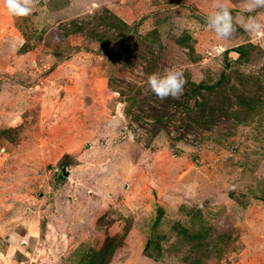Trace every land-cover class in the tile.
<instances>
[{
	"label": "rangeland",
	"instance_id": "1",
	"mask_svg": "<svg viewBox=\"0 0 264 264\" xmlns=\"http://www.w3.org/2000/svg\"><path fill=\"white\" fill-rule=\"evenodd\" d=\"M214 2L0 0V264H264V34Z\"/></svg>",
	"mask_w": 264,
	"mask_h": 264
},
{
	"label": "clouds",
	"instance_id": "2",
	"mask_svg": "<svg viewBox=\"0 0 264 264\" xmlns=\"http://www.w3.org/2000/svg\"><path fill=\"white\" fill-rule=\"evenodd\" d=\"M2 2L11 14H29L33 8V0ZM257 9H264V0H242L240 12L234 16L224 0H215L212 10L204 17L205 25L215 33L217 39H228L237 26L254 37L260 36L264 34V22L260 20ZM185 84L183 72L175 67L167 68L162 73H152L147 78L148 87L160 100L169 97L180 98L184 93Z\"/></svg>",
	"mask_w": 264,
	"mask_h": 264
},
{
	"label": "trees",
	"instance_id": "3",
	"mask_svg": "<svg viewBox=\"0 0 264 264\" xmlns=\"http://www.w3.org/2000/svg\"><path fill=\"white\" fill-rule=\"evenodd\" d=\"M202 87V85H198V86H196V89H199V88H201Z\"/></svg>",
	"mask_w": 264,
	"mask_h": 264
}]
</instances>
